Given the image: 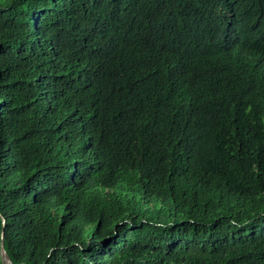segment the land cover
I'll list each match as a JSON object with an SVG mask.
<instances>
[{
	"label": "trees",
	"instance_id": "16d2710c",
	"mask_svg": "<svg viewBox=\"0 0 264 264\" xmlns=\"http://www.w3.org/2000/svg\"><path fill=\"white\" fill-rule=\"evenodd\" d=\"M3 228L14 264H264V0H0V264Z\"/></svg>",
	"mask_w": 264,
	"mask_h": 264
},
{
	"label": "water",
	"instance_id": "95a60500",
	"mask_svg": "<svg viewBox=\"0 0 264 264\" xmlns=\"http://www.w3.org/2000/svg\"><path fill=\"white\" fill-rule=\"evenodd\" d=\"M3 223L4 224L6 223L5 218H3ZM4 238H5V231H4V228H3L2 229V233H1V253H2V256H3V260H4L5 264H14L12 262L11 256L8 254V252H7L6 248H5Z\"/></svg>",
	"mask_w": 264,
	"mask_h": 264
}]
</instances>
